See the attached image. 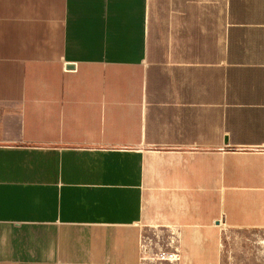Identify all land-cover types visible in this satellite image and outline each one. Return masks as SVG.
Returning a JSON list of instances; mask_svg holds the SVG:
<instances>
[{"label": "crops", "instance_id": "obj_1", "mask_svg": "<svg viewBox=\"0 0 264 264\" xmlns=\"http://www.w3.org/2000/svg\"><path fill=\"white\" fill-rule=\"evenodd\" d=\"M154 229L264 252V0H0V264H141Z\"/></svg>", "mask_w": 264, "mask_h": 264}, {"label": "rangeland", "instance_id": "obj_2", "mask_svg": "<svg viewBox=\"0 0 264 264\" xmlns=\"http://www.w3.org/2000/svg\"><path fill=\"white\" fill-rule=\"evenodd\" d=\"M225 232L228 238L221 247L219 264H264L260 233ZM141 252V264H182L179 244L166 241L157 234V229L143 232Z\"/></svg>", "mask_w": 264, "mask_h": 264}, {"label": "water", "instance_id": "obj_3", "mask_svg": "<svg viewBox=\"0 0 264 264\" xmlns=\"http://www.w3.org/2000/svg\"><path fill=\"white\" fill-rule=\"evenodd\" d=\"M67 68L72 69V68H73V65L69 64V65L67 66Z\"/></svg>", "mask_w": 264, "mask_h": 264}, {"label": "built area", "instance_id": "obj_4", "mask_svg": "<svg viewBox=\"0 0 264 264\" xmlns=\"http://www.w3.org/2000/svg\"><path fill=\"white\" fill-rule=\"evenodd\" d=\"M169 257H171V255L169 256ZM166 257L164 256L162 259H165Z\"/></svg>", "mask_w": 264, "mask_h": 264}]
</instances>
